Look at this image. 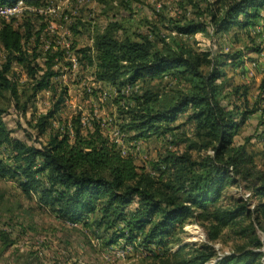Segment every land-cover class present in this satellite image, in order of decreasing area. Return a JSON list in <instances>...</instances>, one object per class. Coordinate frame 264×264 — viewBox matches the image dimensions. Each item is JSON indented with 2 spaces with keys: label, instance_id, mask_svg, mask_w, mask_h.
I'll return each mask as SVG.
<instances>
[{
  "label": "trees",
  "instance_id": "trees-1",
  "mask_svg": "<svg viewBox=\"0 0 264 264\" xmlns=\"http://www.w3.org/2000/svg\"><path fill=\"white\" fill-rule=\"evenodd\" d=\"M16 1L0 0V5ZM20 1L39 8L47 0ZM206 3L207 24L192 19L172 23L177 36L171 45L140 34L118 37L121 26L117 23H109L93 38L92 60L88 61L94 63L97 82L112 87L123 79L132 86L141 84L134 109L127 113V131L134 134L133 140L170 133L185 113L186 123L193 125L185 152L164 159L163 171L156 167L159 174L155 176L139 169L130 156L121 155L116 145L105 139L99 127L83 135L79 122H74L72 137L69 131L54 132L43 148L29 147L11 137L0 106V150L8 152L11 162L8 166L0 160V179L16 182L28 199L37 195L42 207L66 223H81L85 228L94 225L102 234L119 228L127 242L139 238L144 248L154 244L156 250H148L147 261L141 264H207L211 260H216L215 264H264V172L254 173L251 154L243 145L235 146L241 128L257 110H247L246 98L243 110L224 106L225 95L218 83L223 66L241 54L198 52L182 39L207 34L209 27L213 36L234 27L246 30L262 18L264 0ZM22 42L23 36L3 22L0 47L5 62L0 65V94L8 93L16 105L26 91L19 89L13 78L14 64L24 68L32 82V98L40 92L55 93L51 82L56 76L54 57L41 69L32 63ZM164 80H172L176 87L160 89ZM65 94L63 91L53 111L39 120L40 133L50 127ZM261 137L264 139V132ZM192 152L205 156L195 159ZM236 178L253 183L252 197L257 203L252 210L247 201L226 196L228 189L239 186ZM190 221L202 228L205 243L172 251L170 246L179 244L178 236ZM225 230L242 242L228 255L218 256L214 244L221 242Z\"/></svg>",
  "mask_w": 264,
  "mask_h": 264
},
{
  "label": "rangeland",
  "instance_id": "rangeland-1",
  "mask_svg": "<svg viewBox=\"0 0 264 264\" xmlns=\"http://www.w3.org/2000/svg\"><path fill=\"white\" fill-rule=\"evenodd\" d=\"M206 1L47 0L41 7L31 8L19 0L0 5L2 8L22 3L16 13L0 15V27L3 22L9 23L23 36V50L41 69L50 56L54 57L52 69L56 73L51 80L55 93L40 92L32 98L29 89L32 82L25 69L13 65V78L26 94L21 95L18 105L8 93L0 94V106L5 111L2 119L11 137L39 150L54 132L69 131L72 137L74 122L80 123L83 135L97 126L121 155L130 156L139 169L157 176L155 168L163 171L164 159L185 152L186 140L193 136V125L186 123L185 113L177 118L170 133L159 132L147 139L133 140L134 134L127 131L130 124L127 113L134 109L141 84L132 86L126 79L114 87L97 82L94 63L88 61V58L92 60L93 38L109 23H117L121 26L118 37L127 34L135 38L140 34L171 45L177 36L172 23L192 19L207 24ZM260 15L262 18L246 30L234 27L221 36H213L209 27L207 34L182 38L198 52L241 54L239 59L223 66L218 83L225 95L224 106L243 110L246 98L247 110H257L235 139V146L243 145L251 154L254 173L264 172V139L261 137L264 132V10ZM4 62L5 54L0 47V65ZM174 85L172 80H164L160 89L176 87ZM236 89L238 94L234 95ZM63 91L66 92L64 102L49 121L50 127L40 133L39 120L53 111ZM22 107L26 109L24 112ZM192 153L195 159L205 156L203 152ZM0 160L11 165L6 150H0ZM236 179L239 186L228 189L226 196L247 201L252 210L257 203L252 197L253 183ZM117 229L102 234L94 225L85 228L81 223H66L50 209L42 207L37 195L28 199L16 182L0 179V264H141L147 261L148 250H156L154 244L144 248L139 238L127 242V235L122 237L123 233ZM183 231L178 236L179 244L170 246L172 251L191 243H205L204 231L195 222H187ZM256 231L263 240L262 233ZM241 242L232 231L225 230L221 242L214 247L218 256H223ZM215 262L211 260L207 264Z\"/></svg>",
  "mask_w": 264,
  "mask_h": 264
},
{
  "label": "built area",
  "instance_id": "built-area-1",
  "mask_svg": "<svg viewBox=\"0 0 264 264\" xmlns=\"http://www.w3.org/2000/svg\"><path fill=\"white\" fill-rule=\"evenodd\" d=\"M20 4H17L15 6H7V7H2L0 8V15L6 16V15H11L13 13H16L17 7H21L22 3L19 2ZM39 13H43V11L39 10Z\"/></svg>",
  "mask_w": 264,
  "mask_h": 264
}]
</instances>
